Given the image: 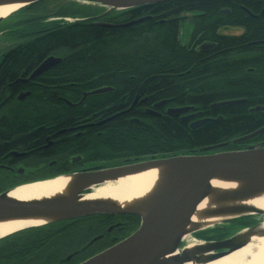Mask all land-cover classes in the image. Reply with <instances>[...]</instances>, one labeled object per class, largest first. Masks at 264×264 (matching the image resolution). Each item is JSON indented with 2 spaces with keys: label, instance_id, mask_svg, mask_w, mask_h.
<instances>
[{
  "label": "trees",
  "instance_id": "1",
  "mask_svg": "<svg viewBox=\"0 0 264 264\" xmlns=\"http://www.w3.org/2000/svg\"><path fill=\"white\" fill-rule=\"evenodd\" d=\"M44 2L20 10H32L29 19L37 28L10 32L22 41L2 61L0 87L13 82L20 72L26 77L50 56L60 53L61 62L39 77L38 87L30 89L29 101L34 102L30 110L40 113L36 123L26 116L3 119L0 140L20 133L23 143L30 145L36 140L31 139L36 125L39 145L46 144V137L53 143L49 152L87 150L99 162L113 166L203 155L201 149L226 143L205 154L241 151L249 145L264 147V133L245 144H229L264 127V112H250L264 106V0H174L113 11L99 18V23L65 22L63 18L80 17L64 8L50 17L34 12ZM139 19L144 21L128 25ZM181 21L192 28L186 45L179 41ZM223 28H239L243 33L221 35ZM205 44L213 47L200 50ZM103 88L111 92L87 97L81 106L72 108L64 101L77 104L84 93ZM233 100L244 102L211 109ZM162 101H168L169 108L194 107L199 118L214 121L191 130V122L168 117L163 110L160 118L143 114ZM98 112L99 127L73 138L78 131L68 130L77 129L86 115ZM131 221L130 231L138 223L135 218Z\"/></svg>",
  "mask_w": 264,
  "mask_h": 264
},
{
  "label": "water",
  "instance_id": "2",
  "mask_svg": "<svg viewBox=\"0 0 264 264\" xmlns=\"http://www.w3.org/2000/svg\"><path fill=\"white\" fill-rule=\"evenodd\" d=\"M42 1L48 0H30L24 8ZM68 1L98 5L99 7L104 8L105 12L99 17L101 18L113 11H125L141 6L159 4L174 0ZM222 13L224 14L226 12ZM5 20L6 19L0 20V23ZM75 21L79 20H65V22L68 23ZM142 21H144V19L133 21L128 25H135L137 23H141ZM212 47L213 46L210 44H205L200 47V50L206 51ZM60 61V58L54 56L48 57L30 75L29 80H33L42 75L55 65L59 64ZM109 92H111V89L109 88L98 89L92 92L84 93L78 104H71L68 101H65V103L68 106L75 108L81 105L87 97L102 95ZM27 95L29 94H24L19 97V99H22ZM242 102L244 101L233 100L216 103L211 106V109L227 107ZM168 103V101L159 102L153 106V109L145 110L144 114L149 117L160 118V113H157L155 109L164 107ZM250 112H264V106H257L251 109ZM165 114L166 116L172 118L182 116L180 119L182 122L198 118L189 124V128L191 130L198 129L201 126L214 121L210 118H199L200 113L195 112L194 107L168 108ZM262 133H264V127L251 134L232 140L229 144L233 146L245 144L260 136ZM226 145L227 143L201 149L199 152L203 155L178 156L167 159L152 158L151 160L131 165L101 170L96 168L92 172L67 175L68 177L73 178L72 192L67 202H62L58 199L46 203L5 202V196L7 193H3L0 195V220L5 218L26 217L30 215L54 214H64L67 218L108 214L136 216L140 219L139 228L123 242L99 254L98 256L117 247L115 254L106 258L104 261L95 264H182L186 257L185 252L183 251L185 247L179 252L177 251L178 246L182 241L179 240V237L174 236L173 233L181 225L183 219H185V215L189 212L193 205L208 196V181L230 169H237L242 173L254 175L258 178L264 179V147L261 145H249L241 151L205 154L218 148L225 147ZM163 165H172L173 168H178L182 174V178H178V181L170 195L162 201L160 206L155 211V214L148 222H144L141 215L136 212L119 210L113 205L102 204L99 202H81L83 197L91 194L95 188L101 186L103 183L117 175ZM262 189L261 186H253L238 192L219 196L213 206L207 207L200 212L201 219L211 220L212 222L209 221L205 222L204 225L201 224V226H199L198 229H195L192 233L208 230L215 226L218 227L226 222L247 216H264L263 210L253 206L235 204L259 193ZM43 212H47L48 214H44ZM263 224L264 220L260 225L249 230H243L222 242L205 244L199 243L195 245L192 252L195 255L203 256L202 261L205 263L221 260L247 246L252 239L264 238ZM170 243L173 245H171L169 250H167V246ZM217 251L222 252L215 254ZM165 256L169 258L161 260ZM92 259L84 262L83 264H90ZM188 259L191 260L196 258Z\"/></svg>",
  "mask_w": 264,
  "mask_h": 264
},
{
  "label": "flooded vegetation",
  "instance_id": "3",
  "mask_svg": "<svg viewBox=\"0 0 264 264\" xmlns=\"http://www.w3.org/2000/svg\"><path fill=\"white\" fill-rule=\"evenodd\" d=\"M224 12H226L224 14L229 13V11ZM261 15H264V9H261ZM99 17L96 16L84 20H92L99 23ZM183 23L185 21L180 22L179 30ZM1 37H3L2 32H0V41ZM12 47L6 45L0 48V67L6 54L13 49ZM36 68L27 74L26 77L23 72H20L13 79V82L7 81L0 87V121L3 119L12 121L18 117L26 116L27 120H32V122L36 123L40 113L30 110V107L34 104V102L29 101L32 94L30 89L38 87L39 77L45 74L43 73L35 79L29 80L30 75ZM24 94L29 95L19 99ZM135 105L136 101L131 107ZM166 106L155 109V111L159 113L160 110H163L162 112L165 114L169 108ZM25 107L27 109L26 112L23 111ZM147 109H153V107L144 109L143 114ZM86 116L84 117L85 119L80 121L82 123L80 127L68 130L69 133L78 131L73 134V138L88 135L93 129L99 127V112ZM181 117L177 118L181 119ZM37 130L39 128L36 125L32 127L33 134L31 139L36 140L31 142L30 145L23 143L24 138L20 133H10L7 137L2 138L6 142H2V139L0 140V148L2 150L5 149L0 153V195L26 184L48 181L60 176L92 172L96 168L101 170L132 164L113 166L99 162V158L93 157V153L87 150L73 154L51 153L48 151L53 144L50 138L46 137V144L40 146L37 140ZM97 136H99V132ZM6 150H10V152H6ZM43 213L48 214L47 212ZM131 218L138 220L137 227L132 231H130L131 229L129 230V225L132 223ZM263 220V215H252L226 222L218 227L215 226L208 230L192 233L186 240H182L177 251L179 252L190 244L197 245L199 243L225 241L243 230H249L260 225ZM139 225L140 220L136 216L108 214L75 218L66 217L35 227H25L0 239V264H83L126 240L139 228ZM220 252L222 251H217L215 254Z\"/></svg>",
  "mask_w": 264,
  "mask_h": 264
},
{
  "label": "bare ground",
  "instance_id": "4",
  "mask_svg": "<svg viewBox=\"0 0 264 264\" xmlns=\"http://www.w3.org/2000/svg\"><path fill=\"white\" fill-rule=\"evenodd\" d=\"M30 0H2L0 1V20L10 17L12 14L24 8ZM182 178L178 168L172 165H163L144 170L123 173L106 181L95 188L91 194L83 197L81 202H99L113 205L119 210L132 211L141 215L144 222H148L163 200L173 190L178 178ZM209 194L203 200L196 202L185 215L181 225L173 233L179 240H186L188 236L199 226L211 220L200 218V212L213 206L217 198L223 194L238 192L243 189L261 186V191L247 199L235 204L248 205L264 211V179L254 175L242 173L237 169H230L208 181ZM73 187V178L60 176L58 178L26 184L12 189L5 196V202H48L69 200ZM60 218H66L64 214L54 215H30L19 218H5L0 220V239L9 236L25 227H35ZM264 226V224H263ZM170 243L167 246L169 250ZM194 244L186 246L185 259L182 264H264V238L252 239L247 246L231 255L215 261L203 262V256L193 254ZM113 248L106 253L95 257L90 264L104 261L115 254ZM169 258L164 257L161 260ZM188 258H196L189 260ZM197 260V261H195Z\"/></svg>",
  "mask_w": 264,
  "mask_h": 264
},
{
  "label": "rangeland",
  "instance_id": "5",
  "mask_svg": "<svg viewBox=\"0 0 264 264\" xmlns=\"http://www.w3.org/2000/svg\"><path fill=\"white\" fill-rule=\"evenodd\" d=\"M74 4L76 5H70L68 0H49L45 3H42L36 9L34 12L40 13L44 12V16H51L56 14L60 9L64 8L67 12H73L81 19H91L96 16L101 15V12H104L105 9L99 7L98 5H91V4H84L81 2H76ZM32 10L30 12L24 13V12H18L15 14H12L10 17H8L5 21L0 23V32L3 33V37H1L0 41V48L4 46H14L15 44L22 41L21 36H15L10 34V32H13L15 30L18 31L19 34H22L24 32H32L35 31L37 28L36 23H31L33 21H30ZM40 16V14H38ZM26 19H28L26 21ZM65 19V18H63ZM69 20H76L77 18L70 19ZM52 20V18L50 19ZM78 20V19H77ZM26 22V23H25ZM192 32V28L190 27L188 22L183 23L181 29L179 30V41L182 45H186L189 42V37ZM243 33L242 29L239 28H223L220 30L221 35L226 36H239ZM60 53L55 57H60ZM140 220V219H139Z\"/></svg>",
  "mask_w": 264,
  "mask_h": 264
}]
</instances>
